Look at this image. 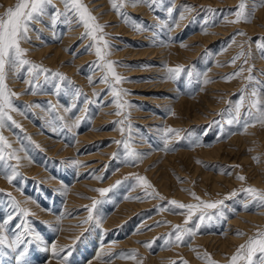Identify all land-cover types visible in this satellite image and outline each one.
Returning <instances> with one entry per match:
<instances>
[{"label": "rangeland", "instance_id": "rangeland-1", "mask_svg": "<svg viewBox=\"0 0 264 264\" xmlns=\"http://www.w3.org/2000/svg\"><path fill=\"white\" fill-rule=\"evenodd\" d=\"M103 1L82 3L105 25L104 39L110 45L105 59L115 62V72L122 77L116 87L126 90L122 115H115L109 84L101 82L106 73L98 67L95 47H90L94 41L82 38L86 30L74 13L56 16L65 6L63 0H52L55 7L49 6L41 20L32 22L31 39L22 47L28 50L27 59L67 80L57 96L53 85L59 81L50 77L45 83L40 76L42 88L30 95L23 94L28 88L24 79L9 73V88L21 93L13 99L17 110L10 112L19 127L8 121L0 134L21 157V175L9 183L0 173V219L12 211L5 195L11 193L30 211V227L49 249L52 244L63 248L61 256L71 250L68 264H206L204 253L228 264L240 245L264 231V207L244 191H264V125L244 127L247 93L253 88L264 91V51L258 47L264 44V0H244L246 11L254 16L240 23L226 21L235 19L232 13L241 0H157L153 6L126 2L121 13L141 30H134L113 10L112 0ZM17 3L0 0V15ZM67 36L72 40L63 44ZM235 57L239 58L233 63ZM178 65L192 72L191 79L183 73L178 81L168 78L167 68ZM150 67L161 71L151 72ZM241 69L240 75L225 79ZM249 75L255 80L250 82ZM242 96L239 122L229 124ZM120 120L125 123H114ZM166 128L180 130L179 135L168 134V150ZM249 136L254 138L247 142ZM124 140L142 160L129 161L123 145L116 143ZM136 175L146 177L159 196H146ZM117 181L124 183L106 197L94 191ZM192 193L223 204L204 209L205 222L194 236L185 237V243L166 244L167 234L175 225H184L186 215L158 209L173 199L197 203ZM94 200L103 202L84 223L86 207ZM124 206L128 209L121 213L123 221L110 225ZM21 219L9 222L10 234ZM196 222L193 217L187 226ZM149 241L151 248L145 246ZM42 247L30 246L31 264H62ZM133 250L136 259L126 258ZM12 255L0 256V264H16Z\"/></svg>", "mask_w": 264, "mask_h": 264}, {"label": "snow or ice", "instance_id": "snow-or-ice-1", "mask_svg": "<svg viewBox=\"0 0 264 264\" xmlns=\"http://www.w3.org/2000/svg\"><path fill=\"white\" fill-rule=\"evenodd\" d=\"M126 2H131L133 4L147 3L149 6H153L157 3V0H120L119 4L116 0H112L113 10H115L118 14H121L124 17L125 22L129 23L134 30H141L140 26L137 25L135 21L128 19L124 13H121L120 9L125 6ZM63 3L65 6L64 13L57 10L56 16L66 15L69 12L74 13L77 17V22L80 23L86 30L82 38H92L94 45H90V47H95V53L98 57V67L106 73L102 77L101 82L109 84V89L114 97V103L117 107L115 115H122L121 110L126 104V102L122 99V93L126 94V90L118 89L116 87V85L121 82L122 77L115 72L113 66L115 62L105 59L106 56L110 55V52H108L110 45L108 41L104 39V35H106L103 33L105 25H101L97 22L96 17L91 14L87 6L82 3V0H63ZM49 6L55 7L52 0H18V3L14 7L8 8L3 15H0V129H2L8 121H11L13 125L19 127V125L16 124V121L13 120L10 112L17 110L14 107L13 99L21 95V93L14 92L11 88H9L7 84L9 73H13L19 78L24 79V82L28 84V88L23 94L30 95L37 94L42 88V85L39 83L40 76H44L45 83L50 82V77H54L59 81L53 85L54 94L57 96L60 95L61 84L67 80V77L63 76V74L59 72L52 73V70L44 68L42 65L35 64L31 60L27 59L28 50L22 47V42H27L31 39L29 31L32 22L41 20V18L47 14V8ZM171 11L172 9L169 8V14H171ZM208 11L214 10L208 9ZM232 14H234L235 19L226 22H251L254 16V12L250 13L246 11V3L244 0H241V3ZM180 19H184V16L181 15ZM258 47L264 51V44H260ZM240 55H243V53ZM238 58L239 57L233 58V63H235V60ZM22 72H26L27 76L22 77ZM242 72L243 69L225 77V79L230 80L233 77L240 75ZM249 72H251V69H249ZM182 73L186 74L188 78L191 79L192 72L186 71L183 65L167 68L168 78L173 81H178ZM110 76L113 78L112 81L109 80ZM247 79L251 82L255 80V77L249 75ZM76 95H80L79 91H77ZM247 95L248 119L244 121V127L246 128L249 123H259L264 125V91H258L256 88H253L247 93ZM244 103V97L242 96L239 103L235 105L233 119L228 121L229 124L234 121L239 122L241 108L244 107ZM72 107H75V105L67 108L66 111H71ZM53 110H55L54 106ZM57 119L63 120V117H57ZM125 119H127V117H125ZM114 123L122 125L125 123V120L115 121ZM74 126L78 127L79 121H77ZM120 130L121 132L124 131L123 128ZM179 131L180 130L172 128L164 129L165 150H168L169 148L168 134L175 133L176 135H179ZM116 143L123 145L126 150L125 154L129 161L135 163L142 160V155L137 154L134 150L130 149L126 140L116 141ZM20 159L21 157L17 154L16 150H12V145L9 141L2 134H0V173L4 174L9 183H11L17 176L21 175L18 171ZM13 160L17 163H11ZM238 178L240 180L245 179L243 176ZM135 181L138 186H142L145 189L146 196L151 198L159 196V193L155 191L153 185H151L146 177L136 175ZM122 183H124V181H117L116 184L111 187L94 189V191H97L101 197H106L108 193L113 192L114 189L118 188ZM244 191L250 196L254 204L259 207H264V191L253 187H249ZM2 192L3 190L0 189V193ZM5 195L9 197V206L12 211L8 213L6 218L0 219V256L13 254L12 258L16 264H31L28 259L30 246L36 245L39 247L40 245H43L41 249L42 251L48 252L50 250L52 255L59 258L62 264H68V258L72 255L71 250L61 256L60 253L64 251L63 248L58 250L57 246L52 244L49 249L48 245L44 243L43 238L38 233H35L30 227V221L27 219L31 215L30 211L21 207L20 202L12 197L11 193H6ZM192 195L197 203L185 204L173 199L168 201L166 205L160 206L158 209L160 211L170 210L173 211L174 214L186 215L184 225H175L173 232L167 234L165 239L166 244L185 243V237L194 236L199 230L200 225L205 222L207 214L204 212V209L217 208L219 205L223 204L222 200L206 202L196 196L195 193H192ZM231 195L234 196L236 193L233 192ZM160 198L163 199V197ZM102 202L103 201L101 200H94L90 207H86L89 215L84 223L93 219V211L96 209L97 204ZM244 207L247 208V205H244ZM18 217H22L23 219L20 220V223L14 225L17 231L10 234V230L7 228V225L9 222L13 221L14 218ZM193 217H196L197 222L194 223L192 227H188L187 225L193 221ZM207 219H211V216L208 215ZM157 223L159 224L160 222ZM238 234L242 235L243 233ZM152 243V241L145 242V246L151 248ZM126 258L135 260V250H133V252ZM201 258L206 261V264H219L218 261L213 259L207 253H204ZM184 264H186V262H184ZM228 264H264V231H258L257 234L249 238L245 244L240 245L236 252L230 257Z\"/></svg>", "mask_w": 264, "mask_h": 264}, {"label": "bare ground", "instance_id": "bare-ground-1", "mask_svg": "<svg viewBox=\"0 0 264 264\" xmlns=\"http://www.w3.org/2000/svg\"><path fill=\"white\" fill-rule=\"evenodd\" d=\"M6 1H8V2H11V1H13V0H6ZM103 1V0H102ZM104 2V1H103ZM110 2H109V0H108V3L107 4H109ZM102 4V3H101ZM104 4V3H103ZM141 4V3H140ZM139 6V5H138ZM137 6V7H138ZM142 6H143V4H142ZM264 7V6H263ZM263 7H261V8H263ZM139 8V7H138ZM142 8V7H141ZM263 10V9H262ZM102 11H103V9H102ZM258 14V13H257ZM262 14V13H261ZM72 40V38L71 37H69V36H67L66 38H65V40H64V43L63 44H70V41ZM69 46V45H68ZM68 46H66V47H68ZM63 48H64V46H62ZM62 47H60V48H58L57 49V51H56V53L59 51L60 52V50L61 49H63ZM64 51V50H63ZM64 52H66V50L64 51ZM55 53V52H54ZM64 55V54H63ZM57 56V54H55L54 55V58ZM153 66V65H152ZM150 71L151 72H155V73H160L159 71H161L160 69H158V68H155V67H150ZM156 84V83H155ZM216 94V93H215ZM213 108V107H212ZM214 110V109H213ZM100 123V122H99ZM261 136L263 137V140H264V129H262L261 130ZM92 138V137H91ZM254 138V136H249L248 138H247V142H250L251 141V139H253ZM107 150V149H106ZM216 184V183H215ZM129 207H131V206H129ZM136 208H138V207H136ZM140 208V207H139ZM125 209H128V208H125V206H124V208H122L121 210H120V212L117 214L116 213V216H112L113 218H111L110 219V225H111V223L113 224V223H115V221L117 222V221H121L122 220V217H123V215L121 214L122 213V211H124ZM128 211V210H127ZM129 211H130V209H129ZM125 213V212H124ZM129 212H127V214H128ZM115 215V214H114ZM125 217V216H124ZM247 217V216H246ZM248 217H251V218H255V217H253V216H248ZM125 219V218H124ZM123 221V220H122ZM237 221V220H236ZM241 223V222H240ZM232 240H233V238H231ZM231 239H228V241H232ZM224 244H226V242L224 243Z\"/></svg>", "mask_w": 264, "mask_h": 264}]
</instances>
